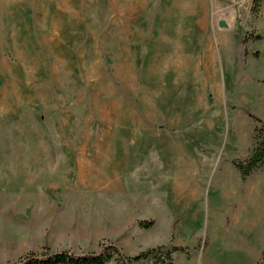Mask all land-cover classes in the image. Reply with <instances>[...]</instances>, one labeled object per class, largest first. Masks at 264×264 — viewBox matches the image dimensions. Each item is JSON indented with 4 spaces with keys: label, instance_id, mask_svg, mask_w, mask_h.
Masks as SVG:
<instances>
[{
    "label": "rangeland",
    "instance_id": "1",
    "mask_svg": "<svg viewBox=\"0 0 264 264\" xmlns=\"http://www.w3.org/2000/svg\"><path fill=\"white\" fill-rule=\"evenodd\" d=\"M252 5L0 0V264L109 243L259 263L264 169L243 181L233 165L264 95Z\"/></svg>",
    "mask_w": 264,
    "mask_h": 264
},
{
    "label": "trees",
    "instance_id": "2",
    "mask_svg": "<svg viewBox=\"0 0 264 264\" xmlns=\"http://www.w3.org/2000/svg\"><path fill=\"white\" fill-rule=\"evenodd\" d=\"M263 0H253L252 14L258 15ZM258 40L261 36L256 37ZM248 37L245 38V43ZM248 54V53H247ZM255 127L253 132L254 146L243 159L233 160L234 167L238 170L243 181L255 172L264 169V120L253 116ZM142 228L148 229L154 225L153 220L139 222ZM199 248V246L197 247ZM178 253H183L187 258L192 255V248L178 245H158L140 251L136 255H126L115 243L101 244L99 251L73 252L69 249L53 251L49 248L41 252L30 251L18 259L6 264H177ZM258 264H264V255Z\"/></svg>",
    "mask_w": 264,
    "mask_h": 264
},
{
    "label": "crops",
    "instance_id": "3",
    "mask_svg": "<svg viewBox=\"0 0 264 264\" xmlns=\"http://www.w3.org/2000/svg\"><path fill=\"white\" fill-rule=\"evenodd\" d=\"M255 101L258 102L257 104L259 105V110H258V113H257V116L259 118H261L262 120H264V95L263 94H260L258 93L256 96H255ZM181 187L182 189V192L184 193V186H183V183L179 182L178 185H177V189ZM188 192H185V195L187 194ZM195 195V193H191V197H193Z\"/></svg>",
    "mask_w": 264,
    "mask_h": 264
},
{
    "label": "water",
    "instance_id": "4",
    "mask_svg": "<svg viewBox=\"0 0 264 264\" xmlns=\"http://www.w3.org/2000/svg\"><path fill=\"white\" fill-rule=\"evenodd\" d=\"M220 25H221V26H224V25H225V23L222 21Z\"/></svg>",
    "mask_w": 264,
    "mask_h": 264
}]
</instances>
